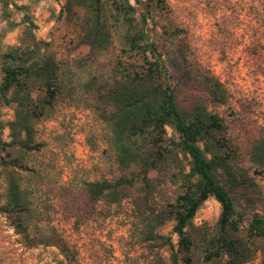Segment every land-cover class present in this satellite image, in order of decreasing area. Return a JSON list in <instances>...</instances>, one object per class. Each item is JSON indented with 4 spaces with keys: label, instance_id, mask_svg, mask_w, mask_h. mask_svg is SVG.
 I'll return each instance as SVG.
<instances>
[{
    "label": "rangeland",
    "instance_id": "374dc122",
    "mask_svg": "<svg viewBox=\"0 0 264 264\" xmlns=\"http://www.w3.org/2000/svg\"><path fill=\"white\" fill-rule=\"evenodd\" d=\"M8 1L10 18L6 20L0 0V81L3 55L23 42L28 28L23 14L12 4L25 5L34 26L29 35L44 43L41 51L66 70L68 91L36 124V139L43 146L26 159L27 166L40 176L32 188V206L38 216L27 238L17 234L1 212L6 184L0 168V264H154L157 259L169 264L170 250L148 247L138 238L137 226L141 213H157L181 195L174 165L150 171L149 187L135 177L118 205L103 202L90 208L85 206L83 192L87 182L112 181L137 172L133 166L122 170L118 165L116 152L109 145V126L103 120L101 94L103 84L115 76L117 62L140 70L145 66L142 57L134 52L124 54L117 35L105 50L91 53L81 40L83 13L77 9L79 18L67 16L63 12L66 0ZM130 1L137 22L141 14L148 17L147 42L165 65L166 81L175 91L178 105L187 109L200 102L221 117L241 164L249 166L250 144L264 138V0H160L163 10L154 9L151 2ZM145 56L154 61L149 52ZM201 75L221 83L225 104L211 102ZM38 94L34 92L33 97ZM12 118L13 106L0 101V123ZM167 136L177 140L170 128ZM2 138L8 141L6 127ZM178 157L183 156L179 153ZM182 161L187 172V161ZM254 180L264 198V178ZM240 192H235L234 198L245 219L264 212L259 198L246 206ZM219 214L220 205L209 198L193 223L206 224L212 230ZM173 225V221H165L158 233L176 244ZM260 262L257 254L245 264Z\"/></svg>",
    "mask_w": 264,
    "mask_h": 264
},
{
    "label": "trees",
    "instance_id": "16d2710c",
    "mask_svg": "<svg viewBox=\"0 0 264 264\" xmlns=\"http://www.w3.org/2000/svg\"><path fill=\"white\" fill-rule=\"evenodd\" d=\"M134 2H151L152 7L156 6L154 9L163 10L160 0ZM2 5L3 17L9 20L6 8L11 3L2 0ZM12 7L23 14L28 28L23 42L3 55L1 67L0 101L13 106L12 120L0 123V168L6 184L1 212L17 234L27 238L38 216L36 207L32 206V188L40 176L27 166L26 159L42 148L43 144L36 139V124L65 96L68 79L60 63L41 51L44 43L29 35L30 27H34L28 15L29 7L16 4ZM77 9L83 13L81 40L91 53L105 50L113 35H117L121 51L139 54L145 64L139 70L130 63L117 62L115 76L110 83L103 84L101 94L105 106L103 120L109 126V145L116 152L118 165L122 170L133 166L137 172L112 181L85 183V206L92 208L103 202L118 205L126 196L127 187L133 186L135 177H140L144 186L149 187L150 171L161 165H174L182 193L165 209L140 214L137 226L140 241L150 248L167 247L169 264H245L257 254L261 256L260 264H264V212L245 219L234 198L235 192L241 191L246 206L254 204V198L264 205L254 180L258 176L264 178V138H256L250 144L249 166L245 167L226 136L221 117L200 102L187 109L178 105L175 91L166 81L165 65L154 46L147 42L148 17L141 14L137 22L130 0H66L63 6V12L70 18H79ZM146 52L154 61H147ZM201 77L211 102L225 104L221 83L207 75ZM34 92L39 93L37 97H33ZM5 127L8 141L2 138ZM167 128L177 135V140L167 136ZM179 153L187 161V172ZM209 198L220 205L212 230L206 224L193 223L197 211ZM170 220L174 223L176 244L158 233V228ZM154 264L162 261L157 259Z\"/></svg>",
    "mask_w": 264,
    "mask_h": 264
}]
</instances>
